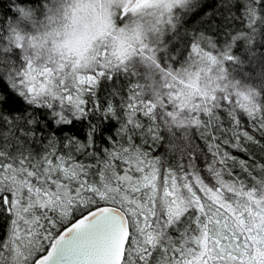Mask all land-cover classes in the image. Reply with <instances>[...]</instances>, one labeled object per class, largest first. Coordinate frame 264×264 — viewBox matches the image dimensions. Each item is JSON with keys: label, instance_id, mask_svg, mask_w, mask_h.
I'll return each mask as SVG.
<instances>
[{"label": "snow or ice", "instance_id": "6c2138e0", "mask_svg": "<svg viewBox=\"0 0 264 264\" xmlns=\"http://www.w3.org/2000/svg\"><path fill=\"white\" fill-rule=\"evenodd\" d=\"M249 144L264 0H0V264H264Z\"/></svg>", "mask_w": 264, "mask_h": 264}, {"label": "trees", "instance_id": "16d2710c", "mask_svg": "<svg viewBox=\"0 0 264 264\" xmlns=\"http://www.w3.org/2000/svg\"><path fill=\"white\" fill-rule=\"evenodd\" d=\"M208 3L211 4V0H208ZM4 12H7V9H3ZM231 154L235 157L241 158V159H247L248 154H254L256 155L258 158H261L262 160H264V156L261 155L262 153V149L258 148L256 145L254 144H249L247 145V151H241L239 149H228Z\"/></svg>", "mask_w": 264, "mask_h": 264}]
</instances>
